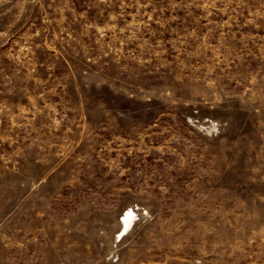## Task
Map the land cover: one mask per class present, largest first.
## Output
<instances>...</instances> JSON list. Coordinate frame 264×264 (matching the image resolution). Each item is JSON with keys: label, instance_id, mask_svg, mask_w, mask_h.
Returning <instances> with one entry per match:
<instances>
[{"label": "rangeland", "instance_id": "rangeland-1", "mask_svg": "<svg viewBox=\"0 0 264 264\" xmlns=\"http://www.w3.org/2000/svg\"><path fill=\"white\" fill-rule=\"evenodd\" d=\"M0 264H264V0H0Z\"/></svg>", "mask_w": 264, "mask_h": 264}]
</instances>
